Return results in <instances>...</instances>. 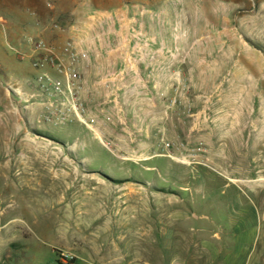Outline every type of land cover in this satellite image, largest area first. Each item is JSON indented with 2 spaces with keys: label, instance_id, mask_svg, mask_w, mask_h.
<instances>
[{
  "label": "rangeland",
  "instance_id": "374dc122",
  "mask_svg": "<svg viewBox=\"0 0 264 264\" xmlns=\"http://www.w3.org/2000/svg\"><path fill=\"white\" fill-rule=\"evenodd\" d=\"M30 5L0 0V264H64L61 253L90 264H193L203 243L225 240L237 197L248 228H264V0ZM140 11L146 32L178 49L183 87L169 109L166 83L164 136L146 152L117 159L77 125H46L9 90L26 91L31 80L16 53L29 35L54 37V24L65 29L94 12Z\"/></svg>",
  "mask_w": 264,
  "mask_h": 264
},
{
  "label": "built area",
  "instance_id": "2783aa9c",
  "mask_svg": "<svg viewBox=\"0 0 264 264\" xmlns=\"http://www.w3.org/2000/svg\"><path fill=\"white\" fill-rule=\"evenodd\" d=\"M142 15L143 11L139 17L131 18L125 14L94 12L65 29L54 24L57 29L54 37L29 35L24 48L16 53L28 60L31 80L26 91L15 85L9 90L22 102L23 109L37 108L46 125L62 129L82 127L107 153L126 160L113 138L102 132L116 125L128 131L127 109L136 92L146 88L147 80L155 84L157 78H162L165 89L166 83H171L168 89L174 95L169 99V109L178 106L183 90L180 73L174 69L178 49H166L159 35L146 32ZM177 31L175 26L174 41L179 38ZM92 60L102 62L95 67L96 78L90 86L85 69ZM97 92L101 96L91 111L89 104L94 102ZM61 262L73 264L74 257L61 253Z\"/></svg>",
  "mask_w": 264,
  "mask_h": 264
},
{
  "label": "crops",
  "instance_id": "0c3cea01",
  "mask_svg": "<svg viewBox=\"0 0 264 264\" xmlns=\"http://www.w3.org/2000/svg\"><path fill=\"white\" fill-rule=\"evenodd\" d=\"M163 34V30H160ZM101 60H92L90 65L85 69V76L90 86L95 81L94 69L101 64ZM190 75L192 82V101L197 98L196 82L197 76L195 71ZM146 88L136 92L133 104L127 109L129 128L127 132L122 131L119 126H114L104 130L103 134H108L113 138L119 149L125 154L134 155L141 150H148L147 141L160 136L163 139L165 125V95L164 81L157 78V81H146ZM101 92H97L94 102L89 104L91 111L95 110V103L99 101ZM179 120V119H178ZM82 127H80L81 129ZM161 128V129H160ZM90 133L82 128L78 134L83 138V131ZM230 138L226 137V140ZM235 143L227 144V147H235ZM235 180L229 179V182ZM230 186V184H227ZM103 202V200H102ZM237 204L236 211H231L227 215L228 226L231 228L226 234L225 240L221 244L205 242L203 243L198 254L190 256V262L193 264H264V228L258 227L249 229L247 226V214L245 210L240 209L239 197L234 202ZM233 203V204H234ZM233 209V208H231ZM251 217V215H249ZM255 218V219H254ZM254 221L258 219L257 213H254ZM52 237V236H51ZM60 245L56 238H52L51 247L56 248ZM62 242V246H66ZM258 248L256 253L251 254L253 249ZM81 251H86L84 248ZM253 260V261H252ZM73 264H90L87 259L79 258Z\"/></svg>",
  "mask_w": 264,
  "mask_h": 264
},
{
  "label": "trees",
  "instance_id": "16d2710c",
  "mask_svg": "<svg viewBox=\"0 0 264 264\" xmlns=\"http://www.w3.org/2000/svg\"><path fill=\"white\" fill-rule=\"evenodd\" d=\"M29 6V7H32L33 5H30V3L33 2V0H19V4H21L22 2H24Z\"/></svg>",
  "mask_w": 264,
  "mask_h": 264
},
{
  "label": "bare ground",
  "instance_id": "6f19581e",
  "mask_svg": "<svg viewBox=\"0 0 264 264\" xmlns=\"http://www.w3.org/2000/svg\"><path fill=\"white\" fill-rule=\"evenodd\" d=\"M184 163H186V164H187V162H185V161H184Z\"/></svg>",
  "mask_w": 264,
  "mask_h": 264
}]
</instances>
